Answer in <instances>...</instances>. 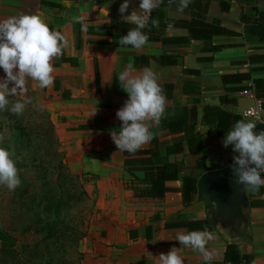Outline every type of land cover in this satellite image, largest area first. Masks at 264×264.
Masks as SVG:
<instances>
[{"label": "crops", "instance_id": "obj_1", "mask_svg": "<svg viewBox=\"0 0 264 264\" xmlns=\"http://www.w3.org/2000/svg\"><path fill=\"white\" fill-rule=\"evenodd\" d=\"M121 3L123 0H0V20L40 13L51 29L68 40L64 54L53 61L54 86L41 89L29 80L26 95L48 112L66 164L88 176L87 182L98 195L100 214L90 227L82 264H159L158 256L172 247L179 248L184 264H201L205 261L199 252L175 239L177 233L190 231L169 223L209 221L204 204L196 197L189 204L182 203L181 179L222 168L236 155L233 145L224 147V137L203 118V110L207 105L220 106L244 119L241 112L252 99L249 91L242 89L252 87L254 80H264V0H191L183 12L178 11L180 0H163L145 26L160 33L154 35L156 41L148 40L141 49L121 46L110 35L112 21L130 23L118 12ZM139 4L140 0H130L124 15H130L133 9L142 11ZM80 15L86 17V32L75 22ZM153 20H158V26ZM161 54L172 56L174 64L160 65L149 58L147 66H135L137 56ZM130 60L134 74L149 67L160 85H175L161 118L180 116L195 106L196 129L205 146L204 170L196 168L198 155L189 154L185 144L181 152L167 154L175 135L157 125L150 127L156 158L149 154L127 158L116 148L110 131H120L122 122L116 113L129 98L118 76ZM243 73L248 75L246 80H223L224 75ZM5 75L0 68V78ZM192 86L197 87L194 93ZM244 91L247 93L241 94ZM258 92L264 93V87ZM262 101L264 115V97ZM126 159L130 160L128 164ZM165 160L178 164V178L165 182L168 191L163 196H150L149 181L156 173L153 163ZM247 195L249 234L236 241L241 253L252 255V264H264V206L251 205L264 196H252L251 190ZM209 224L215 236L207 245L214 251L211 262L221 261L230 239Z\"/></svg>", "mask_w": 264, "mask_h": 264}, {"label": "clouds", "instance_id": "obj_2", "mask_svg": "<svg viewBox=\"0 0 264 264\" xmlns=\"http://www.w3.org/2000/svg\"><path fill=\"white\" fill-rule=\"evenodd\" d=\"M190 2L191 0H180L178 11L183 12ZM162 3L163 0H140L139 8L142 11L133 9L130 15H124L130 8V0H123L118 12L136 27L128 30L120 38V43L141 49L149 39L142 30L152 17V12ZM85 21L84 15L75 18V22L81 24L82 32L87 31ZM152 23L155 26L159 24L158 20H153ZM67 46L65 35L51 29L40 13L20 14L0 20V68L6 74L0 78V111L8 109L17 116L23 114L26 106L33 103L26 95L29 80L36 82L41 89L54 86L53 61L64 54ZM118 79L129 98L116 113L122 122L120 131L117 133L111 130L110 135L119 151L135 153L153 139L150 127L160 123L166 107V96L157 81L156 73L145 67L140 74H134L131 60ZM14 96H21L23 99L12 103L9 109V97ZM33 106L42 109V106ZM97 111H93L92 116ZM256 126L250 120L241 119L226 133L222 141L224 147L233 145V151L238 153L233 157L231 166L235 182L253 192L264 186V178L261 176L264 172V130L254 133ZM0 140H3V136H0ZM20 184L12 154L0 147V186L13 191ZM175 239L183 247L199 252L205 264H210L214 258V251L209 250L207 245L215 236L207 229L179 232ZM179 251V248L172 247L167 254L161 253L158 256L159 264H184Z\"/></svg>", "mask_w": 264, "mask_h": 264}, {"label": "rangeland", "instance_id": "obj_3", "mask_svg": "<svg viewBox=\"0 0 264 264\" xmlns=\"http://www.w3.org/2000/svg\"><path fill=\"white\" fill-rule=\"evenodd\" d=\"M17 100L22 99L9 97V109ZM33 105L41 106L33 102L19 116L8 109L0 111V136H3L0 147L12 154L21 180L13 191L0 186V229L17 236L21 242L32 243L55 232L58 226L65 227L66 233L73 234L76 240L68 246L64 258L82 264L90 227L100 214L98 195L87 182L88 176L66 164L59 135L48 112L44 107ZM19 188L25 191V196L16 204ZM57 203H60L58 209ZM29 221L36 225V232L22 234Z\"/></svg>", "mask_w": 264, "mask_h": 264}, {"label": "trees", "instance_id": "obj_4", "mask_svg": "<svg viewBox=\"0 0 264 264\" xmlns=\"http://www.w3.org/2000/svg\"><path fill=\"white\" fill-rule=\"evenodd\" d=\"M136 27L134 24L112 21L111 22V37L115 40V43L132 47L131 45H122L120 43V38L127 34V31ZM146 35H148L151 41H156L155 34H159L160 31L154 28L142 30ZM191 34H194L191 32ZM149 58L153 59L160 65H171L174 64L172 56L170 55H153V56H137L134 58L135 66H147ZM140 59L145 62L141 63ZM248 75L246 73L237 75H224L223 80L225 82H239L241 80H246ZM239 80V81H237ZM166 96V99L172 96V90L175 85L172 83H164L160 85ZM264 87V80H254L252 87H244L242 90H249L253 88L254 96L257 99L264 97V93H259ZM191 91L196 92L197 87H190ZM222 102V101H221ZM203 118L213 126L215 132L219 135L225 137L226 133L230 131L234 124L241 120V116L236 113L229 112L222 109L220 106H205L203 110ZM197 124V111L195 106L185 109L183 114L180 116H168L161 118L160 123L157 125L160 129H165L169 133L174 134V140L172 145L168 146L166 149L167 154L173 152H181L183 150V144L186 145L187 152L189 154L198 155L196 159V168L198 170L205 169V146L201 140V134L196 129ZM152 150V140L149 148L139 149L135 153H129L124 151V155L128 158L129 156L145 155L149 154L152 158H156L158 153ZM130 160L126 159L125 164H128ZM155 168V176L150 179L151 187L149 189L150 196L161 197L164 195L168 188L164 186L165 182L168 180H176L178 178L179 167L177 163L169 162L167 160L161 162L156 161L153 163ZM61 167L63 165L61 164ZM213 167V166H211ZM198 176L184 175L181 179V185L179 188L181 200L183 204H189L192 202L197 193L196 183ZM159 187V189H156ZM18 195L16 196V204L23 200L25 191L18 189ZM264 196V186H261L258 191L253 192L252 196ZM28 199V198H27ZM30 202H34L31 199ZM60 203H57L56 207L59 208ZM251 205L253 207L264 206V199L253 200ZM18 206V205H16ZM36 225L29 221L25 224L22 234L28 232H36L34 229ZM171 227H183L188 231L193 230H211L212 227L209 224L208 219H198V220H186L180 222L169 223ZM55 232H50L42 240H33L31 242H21L17 236H13L4 229H0V264H77L75 261L68 260L64 258V253L66 252L68 246L74 244L76 239L73 234L66 233V228L56 227ZM230 242L226 244L224 256L221 261L210 262V264H252V255L244 254L239 251V243L235 240V237H229ZM79 241V240H78ZM81 260V258H80ZM201 264H205L202 262Z\"/></svg>", "mask_w": 264, "mask_h": 264}, {"label": "water", "instance_id": "obj_5", "mask_svg": "<svg viewBox=\"0 0 264 264\" xmlns=\"http://www.w3.org/2000/svg\"><path fill=\"white\" fill-rule=\"evenodd\" d=\"M262 130L264 125L257 123L253 131L258 134ZM232 164L233 160L222 168L203 172L197 179L196 199L204 204L212 225L238 240L249 234V199L246 187L235 182Z\"/></svg>", "mask_w": 264, "mask_h": 264}, {"label": "built area", "instance_id": "obj_6", "mask_svg": "<svg viewBox=\"0 0 264 264\" xmlns=\"http://www.w3.org/2000/svg\"><path fill=\"white\" fill-rule=\"evenodd\" d=\"M249 91L248 96L252 99V103L242 111L241 115L245 120H250L254 123H262L264 125V115H263V101L261 99L255 98L251 89L246 90ZM247 92H241V94L245 95ZM262 178H264V172L261 173Z\"/></svg>", "mask_w": 264, "mask_h": 264}]
</instances>
